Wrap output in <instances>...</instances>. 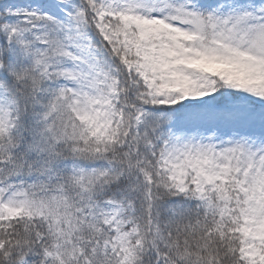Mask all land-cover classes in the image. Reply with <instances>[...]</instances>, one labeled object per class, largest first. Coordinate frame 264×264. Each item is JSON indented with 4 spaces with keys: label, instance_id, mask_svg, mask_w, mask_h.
Here are the masks:
<instances>
[{
    "label": "snow or ice",
    "instance_id": "1",
    "mask_svg": "<svg viewBox=\"0 0 264 264\" xmlns=\"http://www.w3.org/2000/svg\"><path fill=\"white\" fill-rule=\"evenodd\" d=\"M0 264H264V0H0Z\"/></svg>",
    "mask_w": 264,
    "mask_h": 264
}]
</instances>
